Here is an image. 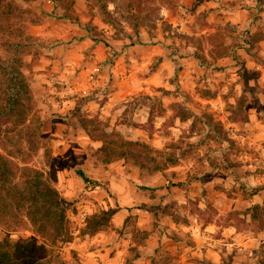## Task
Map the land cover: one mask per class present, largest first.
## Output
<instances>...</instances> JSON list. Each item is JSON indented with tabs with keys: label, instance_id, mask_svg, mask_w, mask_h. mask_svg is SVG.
Wrapping results in <instances>:
<instances>
[{
	"label": "rangeland",
	"instance_id": "374dc122",
	"mask_svg": "<svg viewBox=\"0 0 264 264\" xmlns=\"http://www.w3.org/2000/svg\"><path fill=\"white\" fill-rule=\"evenodd\" d=\"M17 4L0 11V58L29 43L19 57L32 109L24 132L4 127L0 154L16 183L40 171L70 206L61 233H40L28 205L2 198L13 205L2 250L19 258L35 242L30 264H88L97 249L123 264H264V219L251 211L264 199V0ZM234 55L259 77L246 82ZM126 142L147 146L131 151L138 161H104V144ZM112 207L96 228L90 218Z\"/></svg>",
	"mask_w": 264,
	"mask_h": 264
},
{
	"label": "trees",
	"instance_id": "16d2710c",
	"mask_svg": "<svg viewBox=\"0 0 264 264\" xmlns=\"http://www.w3.org/2000/svg\"><path fill=\"white\" fill-rule=\"evenodd\" d=\"M18 1L21 0H0V11L8 15L15 13L18 10ZM55 3L62 0H53ZM106 10V9H105ZM104 14L107 16V22L111 25L113 24L112 14L109 11H105ZM9 11V13L7 12ZM109 18V19H108ZM88 31H92L90 25L81 24ZM137 28V25H135ZM15 50V54L9 59L0 58V84L3 89L0 91V136L4 131V127L10 126L12 128L18 129L21 126V131H25L27 128V121L29 111L32 109V94L30 84L21 67V58L19 55L28 48L30 45L17 42L11 44ZM251 50H249L250 52ZM234 58L241 68V74L245 81L248 82L253 79H257L260 75L259 71H250L242 58L234 55ZM177 87L180 88L177 83ZM150 101V97H142ZM153 112L151 107V113ZM191 115L189 116V119ZM205 123L213 130H217L219 134H223L221 129H217V123H215L211 118L205 117ZM236 122V118H233ZM243 122L247 123L248 118L244 117ZM86 127V125H84ZM11 128V129H12ZM28 130H26V134ZM146 145L140 144L138 142H126L122 147H109L104 144L101 148L103 152V159L106 163H111L113 161L119 160H134L138 161L135 157L133 149L145 150ZM17 165L2 154H0V184L2 186L0 190V200L2 198L4 201L8 199L17 206L28 205L27 215L30 221L36 226L40 233H48L52 228L57 233H61L64 229V223L66 220V211L70 206V203L60 196L58 190L48 184L40 171L35 169H26L29 172L27 179L23 180V184L16 183L17 177ZM83 180L91 187L99 186L100 184L96 181H92L84 174L80 173ZM139 191H148L151 188L147 186H139ZM254 192H258L254 195H259L257 189H253ZM6 193L3 197V193ZM7 202V201H6ZM13 205L4 203L0 204V216H6L7 209H12ZM119 211V207H112L108 210L102 211V215L97 217L92 216L90 220L99 219L97 221L96 228L106 225L113 216ZM252 217L255 220L264 219V199L260 203H255L252 208ZM95 231L93 234H95ZM9 241L4 240L0 244V264H30L35 253L37 252V244L35 242H30L25 247H21L19 254L22 257L16 258L10 253V251H3L2 248ZM10 244V243H9Z\"/></svg>",
	"mask_w": 264,
	"mask_h": 264
},
{
	"label": "crops",
	"instance_id": "0c3cea01",
	"mask_svg": "<svg viewBox=\"0 0 264 264\" xmlns=\"http://www.w3.org/2000/svg\"><path fill=\"white\" fill-rule=\"evenodd\" d=\"M80 41L82 44H86V43L88 44V42H90V44H91V42H92L91 39L86 37V36H83V39L81 38ZM74 43H76V42H74ZM90 44H89V46H92ZM93 44H95V41ZM112 100H114V99H112ZM82 245L83 244H80L81 247H82ZM121 252H119V253H121ZM87 253L88 254L86 255V260H87L86 262L88 264H123V263H121L123 259L120 256L113 258V259H110L108 256L106 257V255H104L101 251L99 252L98 249L95 251H87ZM146 260H147V258L145 255L141 256L138 260L135 261V264H151L150 261L148 262Z\"/></svg>",
	"mask_w": 264,
	"mask_h": 264
}]
</instances>
